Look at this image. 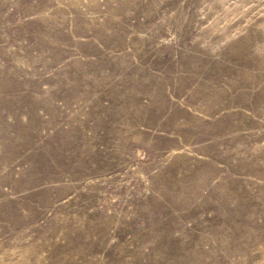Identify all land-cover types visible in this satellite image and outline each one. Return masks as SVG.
Masks as SVG:
<instances>
[{
    "label": "rangeland",
    "instance_id": "1",
    "mask_svg": "<svg viewBox=\"0 0 264 264\" xmlns=\"http://www.w3.org/2000/svg\"><path fill=\"white\" fill-rule=\"evenodd\" d=\"M0 264H264V0H0Z\"/></svg>",
    "mask_w": 264,
    "mask_h": 264
},
{
    "label": "bare ground",
    "instance_id": "2",
    "mask_svg": "<svg viewBox=\"0 0 264 264\" xmlns=\"http://www.w3.org/2000/svg\"><path fill=\"white\" fill-rule=\"evenodd\" d=\"M260 102V101H259Z\"/></svg>",
    "mask_w": 264,
    "mask_h": 264
}]
</instances>
